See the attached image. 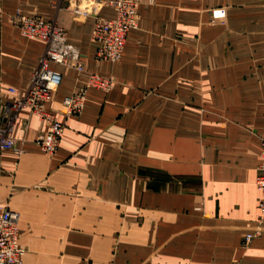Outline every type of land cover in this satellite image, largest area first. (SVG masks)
<instances>
[{"label":"crops","instance_id":"1","mask_svg":"<svg viewBox=\"0 0 264 264\" xmlns=\"http://www.w3.org/2000/svg\"><path fill=\"white\" fill-rule=\"evenodd\" d=\"M18 11L54 20L81 51L82 72L51 64L61 82L45 109L64 126L52 155L34 141L47 124L11 107L45 51ZM138 14L109 62L92 39L115 16L104 0H0V126L22 149L0 153V206L20 216L23 264H264V230L243 245L261 196L264 0H139ZM91 74L112 87H88L68 116L62 99Z\"/></svg>","mask_w":264,"mask_h":264},{"label":"built area","instance_id":"2","mask_svg":"<svg viewBox=\"0 0 264 264\" xmlns=\"http://www.w3.org/2000/svg\"><path fill=\"white\" fill-rule=\"evenodd\" d=\"M113 8L115 16L109 19H97L92 30V39L95 42L94 58L101 61L117 62L121 59L127 34L138 27L139 0H104ZM75 14L86 15L87 11L79 6L74 9ZM226 15L224 7L210 10L211 19L223 20ZM13 22L23 36L37 38L45 42L44 54L39 59L36 69L33 70L27 92L11 105L14 112L23 108L29 109L39 119L45 122L48 130L37 135L35 143L48 155L54 154L59 146L64 129L63 124L45 106L50 102L61 82V75L50 67L51 64L67 66L82 72L84 64L78 47L67 40L66 30L52 19L38 14H23L16 12ZM94 87L109 90L112 81L101 75L91 74L86 85L62 99L68 116L79 115L85 106L86 90ZM14 93L15 89L10 88ZM6 150L21 152L17 147L16 139L12 136V124L8 122L0 126V153ZM261 162L257 169L255 179L260 191L258 201L259 218L255 226L244 233L243 245H247L254 237L259 236L263 230L264 220V140L260 149ZM19 214L0 206V264H23L25 247L19 239Z\"/></svg>","mask_w":264,"mask_h":264},{"label":"bare ground","instance_id":"3","mask_svg":"<svg viewBox=\"0 0 264 264\" xmlns=\"http://www.w3.org/2000/svg\"><path fill=\"white\" fill-rule=\"evenodd\" d=\"M138 28V27H137ZM131 31V30H130ZM68 40V39H67ZM69 41V40H68ZM44 42V41H43ZM70 42V41H69ZM45 43V42H44ZM71 43V42H70ZM72 44V43H71ZM74 45V44H73ZM76 46V45H75ZM45 47H46V44H45ZM77 47V46H76ZM124 48H125V46H124ZM80 50V49H79ZM123 52H124V50H123ZM80 53H81V51H80ZM123 55V54H122ZM82 57V56H81ZM122 58V57H121ZM58 65V64H57ZM63 66V65H62ZM50 67H51V65H50ZM67 67V66H66ZM52 68V67H51ZM36 69V68H35ZM53 69V68H52ZM61 75V74H60ZM60 85V84H59ZM59 87V86H58ZM57 91V90H56ZM56 93V92H55Z\"/></svg>","mask_w":264,"mask_h":264}]
</instances>
